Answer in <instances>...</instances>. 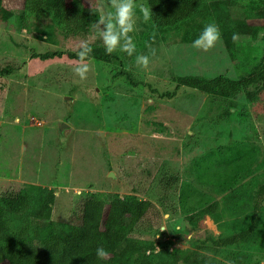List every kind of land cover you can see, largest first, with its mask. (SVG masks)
<instances>
[{"label": "rangeland", "instance_id": "374dc122", "mask_svg": "<svg viewBox=\"0 0 264 264\" xmlns=\"http://www.w3.org/2000/svg\"><path fill=\"white\" fill-rule=\"evenodd\" d=\"M21 3L3 0L8 19L0 9V197L26 190L42 199L53 191L44 224L66 223L83 194L150 200L155 209L131 235L155 241L163 264H264V202H256L264 185V85L252 87V97L242 90L225 98L178 83L184 76L236 80L259 65L264 0H206L199 14L171 28L138 19L137 52L148 54L146 43L156 49L149 68L117 51L119 61L89 59L91 71L83 81L72 72L76 59L67 53L76 52L90 33L68 36L49 15L23 22ZM213 21L222 41L207 52L195 49L193 41ZM233 32L240 34L238 43ZM48 51L63 54L34 56ZM62 123L68 126L61 131ZM239 143L255 154L241 182L229 190L200 182L207 169L226 167L217 153ZM201 160L206 162L200 166ZM189 183L196 193L184 200ZM195 200H214L218 208L192 222L188 215L200 208ZM167 212L182 224L180 232L172 223L159 231ZM39 232L41 237L42 226ZM235 233L239 244L199 247L208 237Z\"/></svg>", "mask_w": 264, "mask_h": 264}, {"label": "trees", "instance_id": "16d2710c", "mask_svg": "<svg viewBox=\"0 0 264 264\" xmlns=\"http://www.w3.org/2000/svg\"><path fill=\"white\" fill-rule=\"evenodd\" d=\"M206 0H146L151 7L153 20L157 28H171L199 14ZM0 9L5 19L11 11L4 7L0 0ZM83 0H22L20 19L25 22L30 17L49 15L53 24L68 36L85 37L90 33L89 26L96 19ZM264 16V12H263ZM94 49L91 58L106 63L119 61L113 53L106 55L101 41L92 44ZM61 56L62 52L35 53L43 60ZM76 59V52L67 53ZM90 58V59H91ZM180 86L197 89L204 93L234 98L245 90L252 97L253 87L264 85V49L262 60L251 72L239 79L225 75L212 78L184 76L178 78ZM226 151L217 153L227 162L225 168L207 169L206 178L200 182L216 185L220 189L235 188L241 178L250 170L255 154L248 144H233L225 147ZM206 160L200 161V166ZM209 159H207L208 163ZM204 162V163H205ZM201 177L203 174H200ZM189 185L183 193L186 200L196 193ZM35 195L26 190L15 195L0 197V264H163L156 258L155 241L136 238L131 233L148 217L155 207L150 200H135L134 197L121 198L112 195L110 199L95 194H83L75 202L71 215L66 223L48 219L55 202V193ZM264 202V185L258 190L256 202ZM40 203V204H39ZM200 207L188 216L192 222L202 220L203 214H214L218 208L216 201L206 203L194 201ZM255 209L253 221L258 220V209ZM261 207V206H260ZM183 210L189 212L184 205ZM44 225V226H43ZM41 226L43 233L40 234ZM241 235L230 234L219 237H208L201 240L200 248L214 247L222 249L239 244ZM98 246L110 252V258L99 261L95 255ZM183 264V263H179Z\"/></svg>", "mask_w": 264, "mask_h": 264}, {"label": "clouds", "instance_id": "9594fccd", "mask_svg": "<svg viewBox=\"0 0 264 264\" xmlns=\"http://www.w3.org/2000/svg\"><path fill=\"white\" fill-rule=\"evenodd\" d=\"M89 3L91 4L89 11L96 19L89 26L90 38L81 40L77 46V58L71 66L72 72L82 81L88 79L91 71L89 59L94 51L92 41L97 39L102 42L106 55L119 51L128 57H135L136 66L148 69L151 57L156 55V49L151 46V43H146L148 54L138 53L133 34L137 31L138 19L142 18L144 23L153 20L151 7L138 3V0H107V4L93 3V0H89ZM240 38L239 33L233 32L231 37L233 43H238ZM221 41L220 27L213 21L204 26L192 46L197 50L207 52ZM154 42L155 34L152 36V43ZM169 223L173 224L175 232L181 231L182 224L173 220L171 212L162 214L159 231H168ZM95 255L99 261L110 258V252L103 246L95 249Z\"/></svg>", "mask_w": 264, "mask_h": 264}, {"label": "water", "instance_id": "95a60500", "mask_svg": "<svg viewBox=\"0 0 264 264\" xmlns=\"http://www.w3.org/2000/svg\"><path fill=\"white\" fill-rule=\"evenodd\" d=\"M68 124L66 123H62V125L60 126V130L62 131L65 127H67ZM105 133L104 132H101V137L103 138V140H105V137H104ZM112 175V174H111Z\"/></svg>", "mask_w": 264, "mask_h": 264}]
</instances>
